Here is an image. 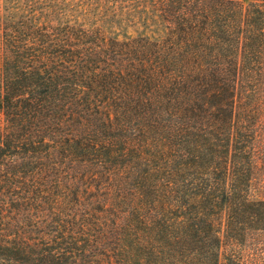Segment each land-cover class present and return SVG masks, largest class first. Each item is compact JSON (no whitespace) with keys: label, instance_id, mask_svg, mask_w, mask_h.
Wrapping results in <instances>:
<instances>
[{"label":"trees","instance_id":"1","mask_svg":"<svg viewBox=\"0 0 264 264\" xmlns=\"http://www.w3.org/2000/svg\"><path fill=\"white\" fill-rule=\"evenodd\" d=\"M264 0H0V264H264Z\"/></svg>","mask_w":264,"mask_h":264},{"label":"rangeland","instance_id":"2","mask_svg":"<svg viewBox=\"0 0 264 264\" xmlns=\"http://www.w3.org/2000/svg\"><path fill=\"white\" fill-rule=\"evenodd\" d=\"M261 124H263V128H264V121H261V122L259 123V126H261Z\"/></svg>","mask_w":264,"mask_h":264}]
</instances>
